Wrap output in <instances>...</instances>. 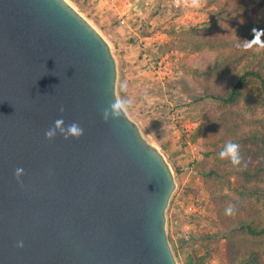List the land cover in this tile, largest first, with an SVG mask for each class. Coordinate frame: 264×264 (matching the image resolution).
Listing matches in <instances>:
<instances>
[{"label":"water","instance_id":"1","mask_svg":"<svg viewBox=\"0 0 264 264\" xmlns=\"http://www.w3.org/2000/svg\"><path fill=\"white\" fill-rule=\"evenodd\" d=\"M118 80L111 43L68 0H0V264H179L175 170Z\"/></svg>","mask_w":264,"mask_h":264},{"label":"rangeland","instance_id":"2","mask_svg":"<svg viewBox=\"0 0 264 264\" xmlns=\"http://www.w3.org/2000/svg\"><path fill=\"white\" fill-rule=\"evenodd\" d=\"M68 1L111 43L119 64L121 103L144 134L169 153L177 187L167 209V229L179 264H189L191 256L203 254L207 246L216 248L211 264H226L225 241L207 243L204 236L223 228L199 173L203 139L193 142L189 138L198 125L202 104L197 100L200 87L185 67L206 68L218 54L243 48L237 42L222 48L205 44L201 50L187 46L193 40H235L238 33L229 15L232 5L225 0ZM219 15L220 20L214 22ZM260 114H264L263 107ZM192 202L198 211L188 213L186 207ZM175 219L178 224H173ZM188 222L193 224L191 240L181 236Z\"/></svg>","mask_w":264,"mask_h":264},{"label":"trees","instance_id":"3","mask_svg":"<svg viewBox=\"0 0 264 264\" xmlns=\"http://www.w3.org/2000/svg\"><path fill=\"white\" fill-rule=\"evenodd\" d=\"M235 40L192 41L193 50L205 44L235 48L220 53L206 68L185 67L201 94V114L190 139H203L199 173L210 195L216 220L223 228L206 232V242L223 239L226 264H264V0H225ZM219 15L214 22L220 20ZM229 143H237L238 162L221 157ZM215 247L193 254L189 264H211Z\"/></svg>","mask_w":264,"mask_h":264},{"label":"clouds","instance_id":"4","mask_svg":"<svg viewBox=\"0 0 264 264\" xmlns=\"http://www.w3.org/2000/svg\"><path fill=\"white\" fill-rule=\"evenodd\" d=\"M121 107L119 104L113 105L114 109H118ZM114 114H118V112H115ZM107 112H105V118L107 119ZM61 121H57V124H60ZM71 131L76 134L77 138L83 134V130L78 127V125H72L71 126ZM45 135L48 138H51L53 136V133L51 131L46 132ZM238 150H239V145L237 143H229L227 146V149L225 152L220 153L221 157H228L229 155L232 158L233 162H238ZM23 173L22 169H17L16 174H17V179H19L20 175ZM20 247H23V242L21 241L19 243Z\"/></svg>","mask_w":264,"mask_h":264},{"label":"built area","instance_id":"5","mask_svg":"<svg viewBox=\"0 0 264 264\" xmlns=\"http://www.w3.org/2000/svg\"><path fill=\"white\" fill-rule=\"evenodd\" d=\"M123 22H126V19L122 20ZM158 67L160 70H163V62L159 61L158 62ZM195 211H198V207L196 205L195 202H192L191 204H188L186 207V212L188 213H194ZM179 221L178 219L173 220V224H178ZM193 224L191 222H188L184 225L183 230L181 232V236L185 239V240H191L193 237Z\"/></svg>","mask_w":264,"mask_h":264},{"label":"crops","instance_id":"6","mask_svg":"<svg viewBox=\"0 0 264 264\" xmlns=\"http://www.w3.org/2000/svg\"><path fill=\"white\" fill-rule=\"evenodd\" d=\"M131 50H132V49H131ZM145 63H146V62H145ZM165 154L169 157V153L166 152ZM175 158L177 159L178 157H175ZM175 158H174V159H175ZM178 162H179V161H178Z\"/></svg>","mask_w":264,"mask_h":264}]
</instances>
